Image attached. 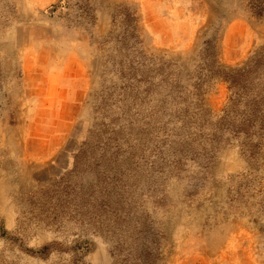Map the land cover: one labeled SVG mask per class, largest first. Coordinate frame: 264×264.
I'll return each mask as SVG.
<instances>
[{"label":"rangeland","instance_id":"obj_1","mask_svg":"<svg viewBox=\"0 0 264 264\" xmlns=\"http://www.w3.org/2000/svg\"><path fill=\"white\" fill-rule=\"evenodd\" d=\"M253 2L0 0V264H264Z\"/></svg>","mask_w":264,"mask_h":264},{"label":"trees","instance_id":"obj_2","mask_svg":"<svg viewBox=\"0 0 264 264\" xmlns=\"http://www.w3.org/2000/svg\"><path fill=\"white\" fill-rule=\"evenodd\" d=\"M251 8H252V12L253 14L258 17V18H263L264 17V0L259 2L257 0V3L253 2L251 4ZM245 68H241V69H232L233 72H244ZM226 80L231 83V84H236L238 82V79L237 78H233L231 76H227L226 77ZM43 249H46L48 250L49 249V246H45Z\"/></svg>","mask_w":264,"mask_h":264},{"label":"bare ground","instance_id":"obj_3","mask_svg":"<svg viewBox=\"0 0 264 264\" xmlns=\"http://www.w3.org/2000/svg\"><path fill=\"white\" fill-rule=\"evenodd\" d=\"M246 42V39H242V40H238L237 42H236V45H239V44H243V43H245Z\"/></svg>","mask_w":264,"mask_h":264}]
</instances>
